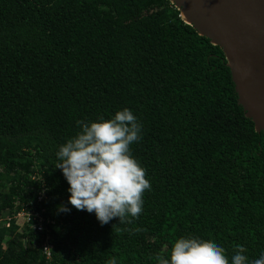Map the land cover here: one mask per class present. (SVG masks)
I'll list each match as a JSON object with an SVG mask.
<instances>
[{
	"label": "trees",
	"instance_id": "obj_1",
	"mask_svg": "<svg viewBox=\"0 0 264 264\" xmlns=\"http://www.w3.org/2000/svg\"><path fill=\"white\" fill-rule=\"evenodd\" d=\"M123 108L142 126L130 149L151 189L132 224L101 225L68 203L55 153L77 120ZM20 209L44 219L50 257L46 231L11 219L0 264H156L190 236L222 246L229 264L237 245L258 258L264 132L238 104L221 48L170 0H0V217Z\"/></svg>",
	"mask_w": 264,
	"mask_h": 264
},
{
	"label": "clouds",
	"instance_id": "obj_2",
	"mask_svg": "<svg viewBox=\"0 0 264 264\" xmlns=\"http://www.w3.org/2000/svg\"><path fill=\"white\" fill-rule=\"evenodd\" d=\"M79 131L55 153L69 187L68 203L77 210L95 213L101 225L119 218L132 224L143 211V196L151 189L146 170L134 158L130 146L141 139V124L123 108L108 119L77 120ZM68 212L66 205H58ZM121 231H143L141 228ZM231 264H264V253L249 260L247 249L237 245ZM156 264H229L225 249L211 240L177 238L155 256ZM106 264H117L112 257Z\"/></svg>",
	"mask_w": 264,
	"mask_h": 264
},
{
	"label": "water",
	"instance_id": "obj_3",
	"mask_svg": "<svg viewBox=\"0 0 264 264\" xmlns=\"http://www.w3.org/2000/svg\"><path fill=\"white\" fill-rule=\"evenodd\" d=\"M185 24L221 48L245 116L264 132V0H170Z\"/></svg>",
	"mask_w": 264,
	"mask_h": 264
},
{
	"label": "built area",
	"instance_id": "obj_4",
	"mask_svg": "<svg viewBox=\"0 0 264 264\" xmlns=\"http://www.w3.org/2000/svg\"><path fill=\"white\" fill-rule=\"evenodd\" d=\"M38 199H40V198H38ZM18 217H22L24 219L23 223L20 226L16 220ZM11 219H14L15 223L19 227H22L25 223H28L32 219L33 221H35V223L31 225V228L33 230H35L38 233H42L43 231L47 232V234L44 236L45 240H44V243L42 246V252L46 256V258H49L52 245L47 242V240L49 238V236H48L49 230L46 229L47 227L44 224V219L42 218V216H40V214L38 212H35V211H27L26 209H20L16 213H13V214L11 213L10 215H5L4 217L1 216L0 217V224L3 223L5 226H9Z\"/></svg>",
	"mask_w": 264,
	"mask_h": 264
},
{
	"label": "rangeland",
	"instance_id": "obj_5",
	"mask_svg": "<svg viewBox=\"0 0 264 264\" xmlns=\"http://www.w3.org/2000/svg\"><path fill=\"white\" fill-rule=\"evenodd\" d=\"M17 223L19 224V226L23 223V218L22 217H18L17 219Z\"/></svg>",
	"mask_w": 264,
	"mask_h": 264
}]
</instances>
